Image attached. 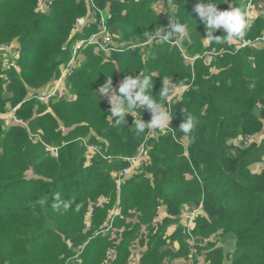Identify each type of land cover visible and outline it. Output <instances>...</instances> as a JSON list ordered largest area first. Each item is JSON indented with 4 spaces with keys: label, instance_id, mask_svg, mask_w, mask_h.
Here are the masks:
<instances>
[{
    "label": "trees",
    "instance_id": "1",
    "mask_svg": "<svg viewBox=\"0 0 264 264\" xmlns=\"http://www.w3.org/2000/svg\"><path fill=\"white\" fill-rule=\"evenodd\" d=\"M87 1L53 0L48 4L44 0L43 11L39 0H0L1 264H65L74 253L73 248L83 243L86 245L79 264H103L112 242L108 235L91 236L100 229L102 218L96 215L93 230L85 231L84 217L100 197L110 201L103 209H95L107 213L118 193L106 161L94 158L93 165L84 157L79 164L70 150H64L71 142L61 149L58 159L47 156L43 154L45 150L31 143L22 124H7L1 114L21 103L17 115L51 144L90 133L92 139L104 140L110 152L133 154L148 130L136 135L134 119L130 117H126L125 126L117 125L109 116L108 99L99 97L96 91L107 77H112L118 92L126 76L141 72L153 76L154 96L158 95L163 78L189 85L169 107L176 135H184L178 128L188 113L199 123L188 135L193 165L171 132L148 139L152 162L144 174L125 180L123 216L136 209L143 220L151 219L158 207L165 205L167 212L176 217L185 206L202 202L205 215L198 217L195 233L208 238L219 229L232 231L237 237L238 255L230 264H264V166L260 174L246 170L253 162L257 167L264 163V138L247 147L248 152L242 156L246 155V164L238 161L242 158L232 160L222 144L227 131L243 136L257 134L263 128L264 43L231 53L228 50H234L236 42L218 45L206 40L205 24L194 11L200 0H168L169 5L160 11L154 6L157 0H94L86 8ZM234 2L215 0L221 10ZM97 8L112 14L109 24L114 38L107 49L112 50L111 55L104 56L103 50L96 52L89 45L80 48L84 58L70 78L72 96L59 100L51 111L41 108L43 112H39L36 104L41 102L28 95L29 88H40L57 77L61 65L72 56L76 42L99 31L98 23L79 22L81 35L71 38L78 19ZM171 18L189 25L186 40L131 47L147 42L146 31L163 27L166 33ZM262 32L264 10L250 25L247 35L254 37ZM216 35H223V29H218ZM15 38L22 44L23 56L18 67L7 70L1 59L2 45ZM210 50L219 56L210 61L200 57L194 62L183 56V51L195 56ZM141 115L145 121L152 118L151 111L141 110ZM64 128L72 129L63 135ZM221 164L227 169L222 170ZM237 171L245 173L248 184H238L235 175L231 176ZM188 174L193 177L188 179ZM65 202L69 204L67 209ZM163 221L166 226L172 223L169 218ZM181 233L182 228L174 237L185 236ZM162 234L163 230L160 238ZM162 247L160 242L151 246L143 264H159ZM116 249L122 259L129 253V244ZM206 256L205 264H224L226 257L222 248H211ZM116 262L117 259L112 264Z\"/></svg>",
    "mask_w": 264,
    "mask_h": 264
},
{
    "label": "clouds",
    "instance_id": "2",
    "mask_svg": "<svg viewBox=\"0 0 264 264\" xmlns=\"http://www.w3.org/2000/svg\"><path fill=\"white\" fill-rule=\"evenodd\" d=\"M259 2L260 1L256 0V6ZM39 8L43 11L45 10V5H44V8H41L40 0H39ZM194 11L198 14V16L201 18L202 22L205 24L207 34L204 37L206 38V40L212 41L218 45L219 44L230 45L234 39H243L244 36L247 35V31L249 30L250 25H252L254 23V17L257 13V11L255 9V11L253 12V18H251V16H249V14L247 13L246 10H241L240 8L232 7L229 10H221V9H219L218 4L215 3V0H207L206 3L204 2V0H200V2H198L196 4ZM251 19H253V21L250 24ZM78 20H79V22L83 23L84 17L79 18ZM89 21H91V20L88 19L87 24L89 23ZM221 28H223V35H216L217 30L221 29ZM110 29H111V27H110ZM111 31L113 33L112 29H111ZM262 34H264V33H262ZM188 35H189V25L187 23L181 22L178 19L171 18V23L169 24L168 30L166 33H165L163 27L156 28L152 31H146L144 33V38L147 40V42H149L148 43L149 45H150V43L152 44V43L160 42V41H164V42L174 41L176 43H180V42H183L184 40H186L188 38ZM221 36L223 37V39L220 38ZM234 42L237 43V40H235ZM8 43L17 44V42L14 40H13V42H8ZM144 43H146V42H143L142 44H133L131 47H136L139 45L144 46ZM19 44L21 46V43H19ZM120 45H123V43ZM120 49L121 48H117V51H121ZM21 50H22V46H21ZM22 56H23V50H22V54H21L19 60L21 59ZM218 56L219 55L213 56L211 58H207V57H203V58H205L206 61H210L213 58H216ZM19 60H18V65L20 64ZM80 62H81V60H80ZM80 62H79V66H80ZM78 67H77V69H78ZM77 69H76V71H77ZM153 75H158V74L154 73ZM51 80L47 84L43 85L40 88L30 89L28 91V95H30V93L34 90L47 87L49 85V83L51 82ZM69 83H70V80H69ZM177 85H179L180 87H187V86L189 87V85L176 84L175 82H173L169 78H163L162 87H161L158 95L154 96L152 94L153 88H154L153 76L151 74L145 75L144 73L141 72L140 75H136V76L128 75V76H126V78L120 83L119 88H118V92H117V89L113 85L112 77H107L105 83L103 85H101L96 92L98 93L99 97L104 96L108 99L109 103L111 104L109 116L115 119V123L117 125L123 124L125 126L127 124L126 117L133 118L134 119L133 125H134L135 134L141 135V134L145 133L146 129L149 131L152 129H157V130L163 132L164 130H166L172 126L171 121H172L174 115L169 110V107L171 105V97L174 95ZM71 96H72V92H71V88L69 86V95L67 97H62L59 99H53V100H50V101L44 102V103L41 102L40 104H47L51 101H59L61 99L68 98ZM141 110H144L148 113H149V111H151L152 118L150 121H145L142 119ZM6 117L7 116H5V118ZM26 123L29 126V123L28 122H26ZM198 123H199V121L197 119H195L191 114L188 113L187 119L183 123L180 124L178 129L182 133H184L185 135H189L197 128ZM23 126L26 128L29 139L31 140L28 128L25 125H23ZM29 128L31 129L30 126H29ZM31 130L34 133L39 134L41 137V140H42V141H38V142H34L33 140H31L32 143L36 144V145L43 146L46 149L45 151H43V154H46L47 156L49 155L55 159L59 158L60 153H61V149H64L68 145V143H70V142L72 144L70 146L66 147V149H64V150H70V152L73 156V151H72L73 145L75 143H79L78 141L73 142V140H72V141L67 142L66 146H64L65 143H62V144L53 143V144H51L43 138L42 134L40 132H38L39 130H33V129H31ZM261 131H263V132H261ZM248 135H251V140L248 144H245V142H244L245 147L250 146L256 140H258V141L263 140V138H264V125H263V128L257 134L243 135L241 137V140L244 141V138ZM146 136H147V134H146ZM155 136H157V135H154L151 137H155ZM176 136L180 141L184 142L185 145H183L182 143L177 142L175 140H174V142L179 143L182 146L183 155L188 157L189 161L193 165L192 157L188 152L189 143L184 141L183 138L179 137L178 135H176ZM84 139H87L88 142H90V143L100 144L104 149H106L107 152H110L109 148H108L109 145L107 143L105 144V141L102 140L101 138H99V141H92L90 133L87 135H84V136H80V138H79V140H80L79 144H80L81 148L83 149V152H84L83 156L84 157H86V158H99L103 161H106L100 156L88 154L87 147L84 145V141H83ZM147 144H148V140H147ZM48 146H59L60 147L59 154L57 157H53L50 154V150H49ZM138 148H137L136 152L138 151ZM150 148H151V145L148 146V152H149ZM135 153L128 154V155H134ZM116 154H119V153H116ZM120 155H125V154H120ZM148 161H149V163L146 166L151 165V162H152L151 157H149V153H148ZM106 162L109 164V167H110L109 173L111 174L110 169L114 166V163H110L108 161H106ZM146 166H144L143 173H141L139 175H142L145 173ZM263 166H264V163H261L260 167H257L256 162H253L250 164L251 168H254L258 171ZM134 175H137V174H133L129 177H132ZM112 177L114 178L113 175H112ZM127 178L128 177L124 178L122 180V184H120V185L117 184V181L114 178V181L116 183V188L118 191L117 196L119 197L120 201H121L122 191H123L122 187H123V185H125L124 183H125V180ZM57 199H59V197H57ZM107 200L110 201V198H107ZM120 201H119V203H120ZM44 202L45 201H41V203H44ZM63 206L65 209H67L69 207V204L67 202H65ZM91 207L93 209L90 212L93 213L94 205H91ZM187 208H189V207H187ZM190 208H199V212H198L199 214L193 222V228L191 231L192 236L188 233L187 227L185 225V221L181 217V214L186 209L184 211H182L177 216L181 219V222H182L181 228L183 230V233L186 236V239L194 242L197 240V238H201L202 239L201 245H204V242L207 241V239L210 237L203 238V237H201L195 233V228L197 225L196 220L198 219V217L200 215H202V212L205 215L203 203L200 202L199 204L194 205L193 207H190ZM109 224L111 225V222ZM231 235H233L236 238V235L234 233ZM195 238H196V240H194ZM225 255H227L226 252H225ZM200 256L205 257V255H199V254H197L195 256L191 255V257L193 258L192 261H194V263H191V264H205L207 262V259L205 261L203 258L201 261ZM106 260L108 261V259H106ZM65 264H70V262L67 261ZM103 264H107V263L104 262ZM111 264H112V261H111Z\"/></svg>",
    "mask_w": 264,
    "mask_h": 264
},
{
    "label": "built area",
    "instance_id": "3",
    "mask_svg": "<svg viewBox=\"0 0 264 264\" xmlns=\"http://www.w3.org/2000/svg\"><path fill=\"white\" fill-rule=\"evenodd\" d=\"M48 4H51L53 0H45ZM92 1V0H90ZM40 6L41 8H44V1L40 0ZM256 9V0H246V6L245 9L249 16L253 18V12ZM98 10L97 14H95L93 17V21L95 23L99 24V31L91 34L90 37L86 39H79L76 42V45L74 46L72 56L70 59L63 63L60 67V73L57 77H54L49 85L47 87L34 90L30 93L29 96L31 98L39 101V102H48L53 99H59L62 97H67L69 95V81H67L68 77H72L74 72L76 71L77 67L79 66V62L81 60L79 49L83 46L89 45V44H97V46H109L112 45L114 34L112 33L110 29L109 22L112 19V14L110 11H107L106 14H102L101 10L103 9H96ZM253 19H251L250 24L252 23ZM149 42L144 43V45L148 44ZM259 43H264V34L257 35L255 37H248L247 35L244 36L243 39H238L237 44L234 50H228L231 53H235L239 51L242 48H246L249 46H253ZM150 45H152L150 43ZM2 54L1 59L3 62V66L7 70H11L13 68L18 67V60L22 54L21 46L20 44H14V43H6L2 45ZM218 52L215 50L206 51L201 55H195L190 56L187 52L183 51V56L186 60H191L194 62L196 59L200 57H207L211 58L213 56H217ZM187 87H180L177 85L175 89L174 95L171 97V101L175 99L176 97L182 95ZM21 103L12 106L7 111V117L6 119H9L10 123L13 124H22L25 125L28 128L31 140L34 142L42 141L39 134L34 133L28 126V124L22 120L17 115V109L20 107ZM171 132L173 134L174 140L177 142L182 143L184 142L180 141L176 134L174 128L171 126L170 128L164 130L163 132L152 129L148 130L147 136L145 137L142 144L139 146L138 151L134 155H120L112 152H107L106 149H104L100 144L98 143H90L87 139H84V145L87 147L88 154L96 155L102 157L104 160L114 163V166L110 169L111 174L114 176L115 180L117 181V184H122V180L126 177H129L133 174H141L144 171V166H146L148 161V144L147 140L149 137L158 135V133H166ZM263 132V131H261ZM251 140V135H248L244 138L245 144H248ZM50 150V154L53 157H57L59 154V146H48ZM200 208V207H199ZM199 208H187L182 214L181 217L185 221V225L187 227L188 233L192 236V228H193V222L195 218L198 216ZM1 264V263H0Z\"/></svg>",
    "mask_w": 264,
    "mask_h": 264
},
{
    "label": "rangeland",
    "instance_id": "4",
    "mask_svg": "<svg viewBox=\"0 0 264 264\" xmlns=\"http://www.w3.org/2000/svg\"><path fill=\"white\" fill-rule=\"evenodd\" d=\"M93 1L88 0L86 3V8L90 7ZM169 5L168 0H157L154 3V6L156 8V10L160 11V10H165L166 6ZM109 6V4L107 5V7ZM246 6V0H235V2L231 5H229V8L232 7H236V8H240L241 10H244ZM228 8V9H229ZM227 8L222 9V10H228ZM264 10V0H260V2L257 4L256 6V15L254 17L257 18L258 15H260ZM98 10L94 9L91 10L89 12H86L84 14V20L83 23L84 25L87 24L88 19H90L91 21H93V17H95L94 15L97 14ZM101 13L104 15L107 13V10H101ZM81 24V23H80ZM93 28V27H91ZM223 29V28H222ZM264 33V32H262ZM261 33V34H262ZM81 35V29H80V25H79V20L77 21V24L75 25L74 28V32L71 35V38L74 37H79ZM90 37V36H89ZM88 38V37H87ZM116 38L118 39V35L116 34ZM81 39H86V38H81ZM14 41L17 42V44L20 43V40L18 38L13 39ZM13 40H10L9 42H13ZM123 42H128V41H124V40H120ZM22 45V44H21ZM89 46H93V49L96 52H100L101 50H103L104 52L102 53V55L104 56H109L112 53L111 51H108V46H97V44H89ZM145 46H142V48ZM80 58H84L83 55L80 56ZM204 65V64H202ZM251 75H252V71H251ZM253 76V75H252ZM70 80V77H68L67 81ZM35 88V87H30V89ZM28 90V91H29ZM59 101H51L47 104H36V109L39 108V112H43L41 111L42 109H46L48 111L52 110V107L54 104H56ZM10 105H8L9 107ZM9 110V108H8ZM7 110V111H8ZM7 111L3 114H1V116L5 119L7 124H13L9 122V119H6L8 117L5 118V116H7ZM236 124V123H234ZM18 124H14L12 126H15ZM72 128H64L63 129V135L68 134V132L71 130ZM227 134L225 135V138L222 140V144L225 147L226 151L228 152L229 157H231L232 160L236 159V158H242L243 154H245L244 152L247 151V147H245L244 141L241 140V136H236L233 132L231 131H227ZM181 137H183V140L186 142L190 143V138L188 135H180ZM80 138V137H79ZM79 138L73 140V142H79L80 140ZM46 139V138H45ZM260 140V139H259ZM48 141V140H47ZM92 141H99V139L96 137L94 139H92ZM49 142V141H48ZM230 142V144H229ZM32 143V142H31ZM52 143V142H49ZM56 144H62L65 143L64 146H66L67 142L66 141H62V142H55ZM79 143H75L73 145V157L75 158V160L80 164L84 158V152L83 149L81 148ZM33 144V143H32ZM35 145V144H33ZM35 146H39L41 147V150H46L43 146L40 145H35ZM232 149L236 150L235 152H232ZM189 152V149H188ZM248 152V151H247ZM190 154V152H189ZM191 155V154H190ZM150 157V155H149ZM89 163H92L94 165V161H96V159L94 158H85ZM239 162H243L244 164L247 163V157L246 155L238 160ZM253 161V157H251V162ZM235 163V162H233ZM92 165V166H93ZM221 169L222 170H226L227 166L224 164H221ZM247 171L251 172L252 174H260V171L251 168L250 166L246 168ZM233 174L236 177V181L238 184H248V181L246 180V177L244 176L245 173L244 172H232L231 176H233ZM193 176L191 174L187 175V178L190 179ZM231 204H235V202H232ZM194 205H189V206H185V209L187 207H193ZM172 223H178L179 225H182L181 219L179 217H174L172 216L171 218H169ZM196 222H198V219L196 220ZM132 229L130 231H128L127 229L123 232V233H110V234H106L109 236V238H111V242H112V246H110V251H109V255L112 254V249L116 250L117 247L119 246H125L126 244H128L127 240H129V237H133L134 235L137 236H141L140 238V242L143 243L146 238H149V242H151V246H154L156 244H158L160 242V244H164L165 240L163 239L164 234H162V237L160 238V233L164 232V229L166 228V225L164 224V221L161 220V222H159L157 224V226H155L153 229L151 226H147L145 228V230L142 232L141 229H136V227L134 226H130ZM128 232H130L128 234ZM183 234V233H181ZM232 231H227L224 229H219L216 231V233L214 232V234H212L211 236H209L210 238L207 239V241L204 242V245H201L202 239L201 238H196L194 240V242H192L191 240L186 239V236L184 235H178L177 237L180 239L181 245H182V250H180V254L181 256L184 258V261L191 263H194L193 258L191 257V255L195 256L197 254L199 255H205V257L200 256V260L202 261V259L204 258V260L206 261L207 256L206 253L208 252L209 249L211 248H222L224 254L226 252V257H225V262L224 264H230V262L238 255V246H237V237L235 238L233 235ZM234 242V243H233ZM86 243L82 244V245H77L76 247H74L73 249L75 250L74 253L67 257L66 262H70V264H79L81 262V258L80 255L82 254L84 248H85ZM163 253L161 254V259L162 260H168L170 258L173 257V251L171 249H163ZM1 263V262H0ZM185 263V262H184Z\"/></svg>",
    "mask_w": 264,
    "mask_h": 264
},
{
    "label": "crops",
    "instance_id": "5",
    "mask_svg": "<svg viewBox=\"0 0 264 264\" xmlns=\"http://www.w3.org/2000/svg\"><path fill=\"white\" fill-rule=\"evenodd\" d=\"M235 41V39L233 40ZM119 197L116 196V202L114 205L107 210H102L97 212L98 208L103 209L105 204L108 203L109 201L107 200L106 197H100L97 202L94 205V210L93 213L90 212L93 208L91 205L87 209V212L84 217V222H85V231L86 230H93L94 225V220L95 216L97 215L99 219L102 218V221L100 223V230L95 231L94 234H92V237H96L98 235H106V234H112V233H123L126 229L130 231L132 228L130 226L136 227V229H141L142 232L145 230L147 226H151L152 229L157 226L161 220H164L165 218H171L172 216L167 212L166 206L165 205H160L155 212L154 216L151 219H146L143 220L141 218V212L136 211V209H131L129 212L131 215L129 216H123L122 214V205L121 201L119 203ZM95 207L97 209H95ZM97 212V213H96ZM204 215V213L202 212ZM111 222V225L109 224ZM178 229H181V225L178 223H169L166 228L164 229V236L163 239L165 240L164 244H161L163 246L162 248L164 249H171L173 251V257L170 259L166 260H160L159 264H190L187 261H184V258L180 254V250H182V245L180 242V239L177 237H174V234ZM130 232H128L129 234ZM89 237V240L92 238ZM143 243L140 242L141 236H133L129 237L130 241L128 242L129 244V253L127 254L126 257H123L122 259L119 258L117 255V249L114 250L112 249V254L107 255V264H111V261H115L117 259L116 264H143L144 261L143 259L145 256L148 254L149 250L151 249V242H149V238H146ZM111 239V238H109ZM84 244V243H83ZM164 251V250H163ZM162 251V253H163ZM185 262V263H184Z\"/></svg>",
    "mask_w": 264,
    "mask_h": 264
}]
</instances>
